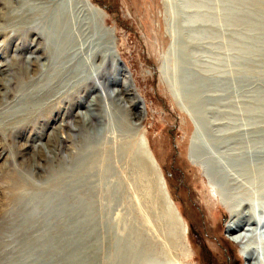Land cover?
I'll return each mask as SVG.
<instances>
[{"label":"rangeland","instance_id":"374dc122","mask_svg":"<svg viewBox=\"0 0 264 264\" xmlns=\"http://www.w3.org/2000/svg\"><path fill=\"white\" fill-rule=\"evenodd\" d=\"M248 12L264 22V0H0V264H248L217 237L211 154L190 152L219 128L231 159L264 139ZM119 64L137 108L110 95ZM200 76L209 90L192 92Z\"/></svg>","mask_w":264,"mask_h":264},{"label":"bare ground","instance_id":"6f19581e","mask_svg":"<svg viewBox=\"0 0 264 264\" xmlns=\"http://www.w3.org/2000/svg\"><path fill=\"white\" fill-rule=\"evenodd\" d=\"M235 14L236 12L233 13V15ZM255 18L256 16L255 14H252V12H248L245 15V20L247 22H255L264 28V22L257 21ZM199 20H202V18L197 16L196 21ZM205 21L208 23L210 18L207 17ZM36 34H38V31H36ZM37 59L38 56H33L29 61L36 64ZM118 69L124 76L122 83L123 86L117 91L112 92L111 94L109 92L108 94L114 95V97L118 98L117 100H119L126 109L129 106L137 108L140 100L134 93L132 83L127 76L128 74L126 75L128 71L122 64H119ZM102 73L103 72H101V76H99L97 72L96 77L99 79L103 78ZM204 78V76H200L196 82H192L189 77H186V82L193 85L192 88H190L192 92L193 90H200L202 92L208 91L209 88L205 85L206 82H204ZM103 80L102 84L104 85L108 79L105 78ZM188 80H190V82ZM130 93L133 95L129 96L128 94ZM190 96L194 98L195 94L192 93ZM137 110L134 112V115L139 120L143 117L144 113L142 110ZM207 132V135H209V130ZM218 132L219 136L224 139L216 142L215 146L210 142H191L190 146L191 156L203 150L212 156V160L208 166H206L204 172L210 178L209 184L211 191L214 193L217 202H219L217 205H220L223 215L228 217V224L227 226H224V228L229 237L226 238L224 235L217 237L225 243L231 244L232 242L233 244L240 246L242 256L245 257L248 264H264V139L255 143L254 147L248 151L246 150L247 155L245 154L244 158L231 159L233 155L236 154V149H229L235 150L229 154L231 155L230 157H227V153H220L219 150L227 147L232 141L230 142L225 139L224 136L228 134L225 128H219ZM242 141L244 140H241L240 143ZM143 147V157H145L150 163L153 168L152 170H155L157 177L161 180L162 177L160 176L157 163L155 159H153L152 152L146 148L145 145ZM160 188L161 190L163 189L162 185H160ZM167 201L170 204V206L168 205V213L170 214L176 229L181 233L186 234L188 228L183 225L182 219L178 216L170 200L167 199ZM256 251H258L259 256L262 255L263 257L260 262L258 255H256Z\"/></svg>","mask_w":264,"mask_h":264}]
</instances>
